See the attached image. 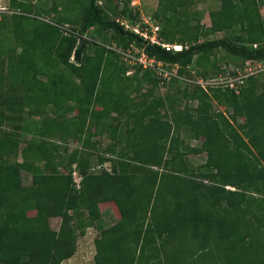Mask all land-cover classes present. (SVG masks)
<instances>
[{
    "label": "trees",
    "instance_id": "1",
    "mask_svg": "<svg viewBox=\"0 0 264 264\" xmlns=\"http://www.w3.org/2000/svg\"><path fill=\"white\" fill-rule=\"evenodd\" d=\"M47 1L0 10V264H64L104 202L120 219L94 239V264H264V74L236 86L198 82L228 73L220 50L240 60L229 75L264 62V0H220L210 26L191 12L194 0H159L149 24L131 0H66L63 10ZM124 20L150 33L159 25L160 42L183 48ZM93 27L99 40L72 60ZM117 47L174 73L135 64L132 78ZM183 131L204 140L190 145ZM190 152L206 161L194 165ZM214 245L225 257L205 260Z\"/></svg>",
    "mask_w": 264,
    "mask_h": 264
},
{
    "label": "rangeland",
    "instance_id": "2",
    "mask_svg": "<svg viewBox=\"0 0 264 264\" xmlns=\"http://www.w3.org/2000/svg\"><path fill=\"white\" fill-rule=\"evenodd\" d=\"M99 1H101V0H99ZM158 2H159V0H131V6L134 4L139 6V8L141 9L140 10L141 21L147 22V21L152 20L151 19L152 18L151 12L154 8L158 7ZM8 5H9V0H0V10L2 12H7V10L5 11V8H7ZM45 6L51 7L52 1L48 0L46 2ZM59 6L61 7V10H63L65 7L68 6L67 1L61 0L59 2ZM219 6H220V0H194V3L190 7L191 8L190 10L192 13L194 11H198V10L201 11L202 12V15H201L202 24L210 26V24H211L210 12L212 10L219 8ZM261 12L264 16V7H262ZM158 24H159V22H158ZM222 36H224V33H217V34L211 36V38H215V37L220 38ZM80 37H81L82 42H84L85 40L91 41V42H97V40H99L97 38V30L95 27L87 30L85 33H82L80 35ZM113 47H115V46H113ZM117 48H119V47H117ZM225 56H226V52L224 50H220L218 52L219 63L221 65L222 69L228 70V73L219 77L217 80H211L209 82L208 81L204 82V80L203 81L200 80V81H198L200 84L205 86L207 84H212L213 81H215L216 83L228 81V84H231V82H232L231 85L236 86L238 83L243 81L244 78L247 77V75L251 72V70H254V73H259V75L264 74V67L261 69H256V68H258L259 63H254L251 67L252 68L251 70L246 71L245 69H242V70L240 69V70H238V72H239L238 76L229 75V71L236 70L239 67L240 60L237 58L227 59ZM74 57H75V51L73 53L72 60H74L73 59ZM128 66H129L128 67L129 70H128L127 74L133 78V74L135 73V67H133L131 65V63H129V62H128ZM249 67L250 66H246V68H249ZM192 70H193V68H192ZM138 75L142 76L143 72H139ZM187 78L188 79H194V77L192 78L189 76ZM188 83L190 85V89H193V87H194L193 81L188 80ZM142 86L145 87L148 85L146 84V85H142ZM161 91L163 93H167L168 92V86L162 87ZM185 105H186V103L184 100L180 102V107H183ZM188 105L191 107H197L198 102L196 100L190 101ZM216 108L218 109V106H216ZM32 123H33V117L27 116L26 117V124L31 125ZM27 132H29V131L24 132V136H26L27 138L31 137L32 136L31 132L28 134H27ZM181 135L184 139H186L187 143H189L190 145L199 146L202 143V141L204 140V138H200L198 140L197 139H188V137H186V132H184V131L182 132ZM105 142H108V138H106ZM75 144H77V143L74 141L71 142L70 148H75V146H77ZM206 156L207 155L205 152H199V153L190 152L188 154L189 160L194 165H199V164L205 162ZM105 166L110 167V162H106ZM22 177H23L24 184H26V185L31 184V175L28 172L24 171L22 174ZM75 178H76L77 182L80 181V175L79 174H76ZM100 208L102 210V215H103L102 219L97 223V225L87 228L86 233L84 235H81L78 238L77 249H76L75 255L72 258H70L69 260L65 261L64 264H94V262H93L94 253H95L94 239L99 235L102 228L107 227V226L113 224L118 219H120V213L118 211V208L113 202L101 203ZM31 213L34 214L35 212H31ZM60 221L61 220L58 217L52 218L50 221L51 226L54 229L58 228L60 225ZM219 245L220 244H218L217 246H219ZM215 246L216 245L211 246L210 248H208V250H206L207 252L206 251L203 252V255L205 256L203 258L205 260H207V257H210V259H211L212 256L217 255L218 253L222 254V256L225 257L226 250L223 249L222 247L216 248ZM190 264H198V263H192L191 262ZM201 264H209V262L201 263Z\"/></svg>",
    "mask_w": 264,
    "mask_h": 264
},
{
    "label": "built area",
    "instance_id": "3",
    "mask_svg": "<svg viewBox=\"0 0 264 264\" xmlns=\"http://www.w3.org/2000/svg\"><path fill=\"white\" fill-rule=\"evenodd\" d=\"M122 23L125 25L126 28L133 29L135 32L143 35L146 39H150L154 43L156 42V43L162 44L168 50H171V49L181 50L183 48L182 44L160 42V40L158 38L159 25L151 24V32L152 33H150L148 28L143 30L139 24L134 25L132 27L125 20H124V22L122 21ZM146 23L149 24L150 22L147 21ZM115 49L122 56V58L124 60L128 61L129 63H131V65L141 64L144 69H153L157 74H161L164 77H169L171 74L174 73V72L166 69L164 67L163 63L158 62L154 58H149L145 53L139 52V50H137V49H134V51L133 50L124 51L121 48H115ZM137 53H141V54L137 55ZM255 63H259L258 68H256V69H261L264 67V62H255ZM251 67L252 66H250L249 68H246V71L251 70L252 69ZM249 74H254V70H251V72ZM214 83H216V82L213 81L212 84H214ZM220 83H228V81L220 82ZM231 84H232V82H231Z\"/></svg>",
    "mask_w": 264,
    "mask_h": 264
},
{
    "label": "water",
    "instance_id": "4",
    "mask_svg": "<svg viewBox=\"0 0 264 264\" xmlns=\"http://www.w3.org/2000/svg\"><path fill=\"white\" fill-rule=\"evenodd\" d=\"M84 42L80 41L78 44H77V47H76V50H75V57L74 59L76 61H80L81 58H82V55H83V51H84Z\"/></svg>",
    "mask_w": 264,
    "mask_h": 264
},
{
    "label": "clouds",
    "instance_id": "5",
    "mask_svg": "<svg viewBox=\"0 0 264 264\" xmlns=\"http://www.w3.org/2000/svg\"><path fill=\"white\" fill-rule=\"evenodd\" d=\"M80 41H81V40H80ZM80 41H79V42H80ZM79 42H78V43H79ZM73 59H74V58H73ZM74 60H75V59H74ZM75 61H76V60H75ZM77 62H78V61H77ZM76 174H78V173H77V172H75V175H76ZM75 179H76V178H75ZM80 179H81V178H80ZM76 182H77V181H76ZM77 183H79V181H78Z\"/></svg>",
    "mask_w": 264,
    "mask_h": 264
},
{
    "label": "crops",
    "instance_id": "6",
    "mask_svg": "<svg viewBox=\"0 0 264 264\" xmlns=\"http://www.w3.org/2000/svg\"><path fill=\"white\" fill-rule=\"evenodd\" d=\"M106 167V166H105ZM107 169H110L111 168V163H110V167H106Z\"/></svg>",
    "mask_w": 264,
    "mask_h": 264
}]
</instances>
